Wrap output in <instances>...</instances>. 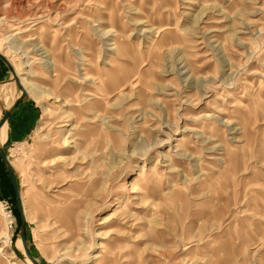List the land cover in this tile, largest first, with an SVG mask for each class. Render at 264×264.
Here are the masks:
<instances>
[{"label":"rangeland","instance_id":"1","mask_svg":"<svg viewBox=\"0 0 264 264\" xmlns=\"http://www.w3.org/2000/svg\"><path fill=\"white\" fill-rule=\"evenodd\" d=\"M0 51L40 264H264V0H0ZM19 233L0 159V264Z\"/></svg>","mask_w":264,"mask_h":264},{"label":"water","instance_id":"2","mask_svg":"<svg viewBox=\"0 0 264 264\" xmlns=\"http://www.w3.org/2000/svg\"><path fill=\"white\" fill-rule=\"evenodd\" d=\"M0 60L7 66V68L9 69V71L11 72L14 82L16 83L17 88L19 89V91L21 92L20 97L16 100V102L14 103V105L9 109V110H5L4 115L2 116L1 120H0V129L4 126V124L8 121V119L10 118L12 111L14 110L15 106L22 102L23 100H25L27 98V94L24 91V89L22 88V86L20 85L18 78L16 77L14 70L12 68V66L10 65V63L0 54ZM0 159L3 162V164L6 166L7 169V173L9 176V180L13 189V193L15 195V202H16V206L20 215V239L22 242V247L25 253L26 258L32 263V264H40L30 253V249L28 247L27 244V239H26V235H25V220H24V214H23V210H22V205H21V199H20V193L18 191V186H17V181H16V175L14 172V169L12 168V166L9 164L7 157L5 156V153L2 149V147L0 146Z\"/></svg>","mask_w":264,"mask_h":264},{"label":"bare ground","instance_id":"3","mask_svg":"<svg viewBox=\"0 0 264 264\" xmlns=\"http://www.w3.org/2000/svg\"><path fill=\"white\" fill-rule=\"evenodd\" d=\"M27 40V39H26ZM9 47V46H8ZM40 48H43V47H40ZM39 48V49H40ZM44 51V50H43ZM8 52V51H7ZM25 52V51H24ZM0 54L10 63V65L12 66V68H13V70H14V73H15V75H16V77L18 78V81H19V83H20V85L22 86V88L24 89V91L26 92V94H27V98H33V99H35L36 97H37V90H36V86H35V84L31 81V80H29L28 78H24L23 76H22V74L20 73V68H19V66L18 65H16V64H14L13 62H12V60H10L9 58H11V57H8V55H6V52L4 53V52H1L0 51ZM10 55H12L11 53H10ZM9 55V56H10ZM17 57V56H16ZM1 61V60H0ZM48 61V60H47ZM2 62V61H1ZM52 62V61H51ZM51 62H50V64H51ZM47 63V62H46ZM4 64V63H3ZM48 64L49 63H47V66H48ZM5 65V64H4ZM27 65H28V63H27ZM6 66V65H5ZM46 67V66H45ZM9 73H10V75H11V80H13L14 81V79H13V76H12V74H11V72L9 71ZM16 84V83H15ZM21 94V93H20ZM45 112H46V114L47 113H49V110L48 109H45ZM1 120V119H0ZM5 125H6V123L4 124V126L0 129V146H2V144H3V130H4V127H5ZM9 162V161H8ZM11 166H12V164L11 163H9ZM13 167V166H12ZM21 205H22V210H23V214H25L26 213V209H25V207H24V202H23V197H22V195H21ZM19 238H20V236H19ZM21 240V239H20ZM22 243V242H21ZM99 249L101 248V250H103V251H105L106 250V248H105V246H103L102 244L101 245H99V247H98ZM22 249H23V247H22ZM23 254H24V257H25V260H26V262H27V264H32L27 258H26V256H25V253H24V250H23ZM96 260H97V262L95 263V264H110V263H112V261L114 260V259H112V258H109V259H105V262L103 261L104 260V258H103V256L102 255H99V254H97L95 257H94Z\"/></svg>","mask_w":264,"mask_h":264},{"label":"crops","instance_id":"4","mask_svg":"<svg viewBox=\"0 0 264 264\" xmlns=\"http://www.w3.org/2000/svg\"><path fill=\"white\" fill-rule=\"evenodd\" d=\"M6 68H7V66H6ZM7 70L9 71L8 68H7ZM19 97H20V96H19ZM19 97H18V98H19ZM18 98H17V99H18ZM15 102H16V101H15ZM15 102H14V103H15ZM14 103H13V105H14ZM23 103H24V101L18 103V104L15 106L14 110L12 111V114H11L10 118H9L8 121L6 122L7 124L16 121V119H17V117H18L16 114H18V115L21 114L20 112H21V110H22V108H23V107L21 108V106L23 105ZM13 105H12V106H13ZM12 106H11V107H12ZM11 107H10V108H11ZM21 117H22L21 119H25V115H24V114H23V116H21ZM7 124H6V125H7Z\"/></svg>","mask_w":264,"mask_h":264}]
</instances>
